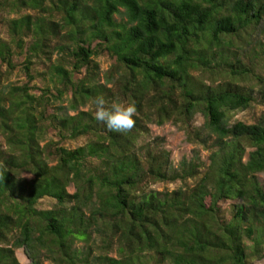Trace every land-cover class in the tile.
I'll return each instance as SVG.
<instances>
[{
  "label": "trees",
  "instance_id": "16d2710c",
  "mask_svg": "<svg viewBox=\"0 0 264 264\" xmlns=\"http://www.w3.org/2000/svg\"><path fill=\"white\" fill-rule=\"evenodd\" d=\"M0 10L26 12L7 21L0 63L11 75L25 54L28 79L0 88V264H20L17 250L30 264L262 259L264 112L254 124L230 116L264 104V45L250 48L264 0H0ZM101 56L113 62L104 84ZM97 96L134 104L135 127L122 134L96 121ZM166 123L208 151L209 164L195 150L175 166L159 140L141 143ZM44 199L53 206L40 208Z\"/></svg>",
  "mask_w": 264,
  "mask_h": 264
},
{
  "label": "rangeland",
  "instance_id": "374dc122",
  "mask_svg": "<svg viewBox=\"0 0 264 264\" xmlns=\"http://www.w3.org/2000/svg\"><path fill=\"white\" fill-rule=\"evenodd\" d=\"M26 12H22L19 14H10L7 12H2L0 10V39L4 41L10 42L9 38V32H8V22L12 19L18 18L21 15H25ZM8 21V22H7ZM264 30L257 31V34H254L252 37V40L254 44L250 46V48H254V45L256 43L264 45ZM248 48V47H247ZM248 50V49H247ZM18 52V51H17ZM25 54H20L18 53V57L13 59V63L16 66L15 71L11 73V75H8L7 72V66L6 65H1L0 63V71L2 75L0 76V88L6 87L8 85H16V86H22L25 85L28 82V79L24 72L22 71L21 65L25 61ZM56 58V55L53 56V60ZM96 62L99 64L100 69H101V76H100V82L104 84V79H103V72H106L109 70L110 66L113 64V62L107 57V56H101L96 59ZM258 68H257V73L261 74L262 78L264 79V60L262 62H258ZM36 74L38 73H44L47 72V68H45L41 64H37V66L34 67ZM85 75H77L76 78H82V76ZM246 85L252 86L256 91L261 90L262 86L259 84H256L254 81H247L245 83ZM46 85V81L39 76L33 83L32 86H36L37 89H40ZM34 93L36 95H40L39 90H35ZM69 100V99H68ZM258 98L257 105H255L251 110L244 111V112H237L233 113L230 116V121L232 124L236 122H244L247 124H254L258 118L261 117L262 113L264 112V104L262 101H260ZM63 105L67 106L68 101H66ZM82 110L88 111L91 109L90 106H87L85 108H81ZM203 124V119L198 116L196 118V125L201 126ZM150 135L147 137H143L141 139V143H149L155 140H159L158 143H161L163 148L170 152L171 154V160L175 166H177L184 158L186 159H191L193 156V152L196 150L199 152V157L201 162L204 164L208 165L209 164V156L210 153L203 148H201L198 145L191 144L186 141V136L184 132L178 130L177 127H175L172 123H166L162 127H158L156 125H150ZM50 138H53L54 141H57L58 138L54 137L53 134L50 133L49 135ZM86 143L85 139H80L79 141L76 142H67L65 143V147L69 149H75L79 146H82ZM252 151V149H248L247 152ZM23 177L31 178L29 175L24 174ZM261 185L264 188V175L261 174L258 176ZM195 180H189L185 184L181 182H177L174 184H154V185H149L148 188L150 190H155L158 192H163V191H174L177 190L181 187L185 188H191L195 185ZM69 192L73 193L74 189L73 187L69 188ZM54 202H52L49 199H44L40 203V208L43 209H48L51 206H53ZM16 256L20 262V264H30L26 256L24 255L23 250H17L16 251ZM45 264H50L49 262H46ZM253 264H264V256L262 259H256L253 261Z\"/></svg>",
  "mask_w": 264,
  "mask_h": 264
},
{
  "label": "clouds",
  "instance_id": "9594fccd",
  "mask_svg": "<svg viewBox=\"0 0 264 264\" xmlns=\"http://www.w3.org/2000/svg\"><path fill=\"white\" fill-rule=\"evenodd\" d=\"M94 119L103 123L109 131L128 133L135 127L136 107L126 101H113L106 106L103 96L95 98Z\"/></svg>",
  "mask_w": 264,
  "mask_h": 264
}]
</instances>
